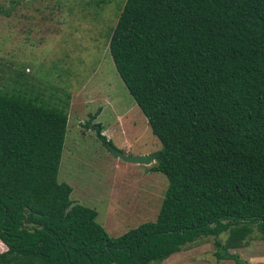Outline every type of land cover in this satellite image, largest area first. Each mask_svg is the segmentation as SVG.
<instances>
[{
  "label": "trees",
  "instance_id": "trees-1",
  "mask_svg": "<svg viewBox=\"0 0 264 264\" xmlns=\"http://www.w3.org/2000/svg\"><path fill=\"white\" fill-rule=\"evenodd\" d=\"M107 50L160 144L155 217L109 236L56 179L68 95L0 91V264H159L222 232L215 260L238 264L264 240V0H124Z\"/></svg>",
  "mask_w": 264,
  "mask_h": 264
},
{
  "label": "rangeland",
  "instance_id": "rangeland-1",
  "mask_svg": "<svg viewBox=\"0 0 264 264\" xmlns=\"http://www.w3.org/2000/svg\"><path fill=\"white\" fill-rule=\"evenodd\" d=\"M123 2L0 0V91L40 92L45 100L52 94V101L68 95L56 179L70 186L72 202L96 211L95 220L111 237L153 220L167 183L151 170L153 160L137 164L114 156L92 127L100 123L101 133L124 155L160 148L108 54L107 36ZM225 237H200L159 264H236L215 260L213 241ZM248 237L245 246L228 252L238 254V264H264V240L255 230Z\"/></svg>",
  "mask_w": 264,
  "mask_h": 264
},
{
  "label": "water",
  "instance_id": "water-1",
  "mask_svg": "<svg viewBox=\"0 0 264 264\" xmlns=\"http://www.w3.org/2000/svg\"><path fill=\"white\" fill-rule=\"evenodd\" d=\"M107 148L109 149V151L112 152L114 156H117L120 159H122V161L132 162V163H137V164H140V163L148 164L150 162L149 157L145 154L144 155H124L122 154V152H120L119 150H116L109 144H107Z\"/></svg>",
  "mask_w": 264,
  "mask_h": 264
},
{
  "label": "crops",
  "instance_id": "crops-1",
  "mask_svg": "<svg viewBox=\"0 0 264 264\" xmlns=\"http://www.w3.org/2000/svg\"><path fill=\"white\" fill-rule=\"evenodd\" d=\"M115 124H117V123H115ZM124 124H125V123H124ZM132 126H133V125H132ZM132 126H129V127L131 128ZM135 154H136V153H134V154H127V155H135ZM147 155H148V154H147ZM0 244H1V243H0ZM0 246H2V245H0ZM3 248H4V247H3ZM0 251H2V250H1V247H0ZM175 254H177V253H175ZM175 254H172V255H175ZM170 256H171V255H170ZM166 259H167V258H166ZM166 259H165V260H166ZM163 261H164V260H163Z\"/></svg>",
  "mask_w": 264,
  "mask_h": 264
}]
</instances>
